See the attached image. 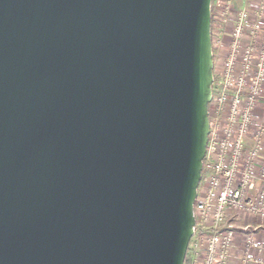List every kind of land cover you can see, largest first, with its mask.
Returning <instances> with one entry per match:
<instances>
[{"label": "water", "instance_id": "1", "mask_svg": "<svg viewBox=\"0 0 264 264\" xmlns=\"http://www.w3.org/2000/svg\"><path fill=\"white\" fill-rule=\"evenodd\" d=\"M212 0H0V264H184Z\"/></svg>", "mask_w": 264, "mask_h": 264}, {"label": "built area", "instance_id": "2", "mask_svg": "<svg viewBox=\"0 0 264 264\" xmlns=\"http://www.w3.org/2000/svg\"><path fill=\"white\" fill-rule=\"evenodd\" d=\"M246 1L211 2L209 131L184 264H231L234 251L264 264L251 255L264 226V0Z\"/></svg>", "mask_w": 264, "mask_h": 264}, {"label": "crops", "instance_id": "3", "mask_svg": "<svg viewBox=\"0 0 264 264\" xmlns=\"http://www.w3.org/2000/svg\"><path fill=\"white\" fill-rule=\"evenodd\" d=\"M234 7L241 9L247 7L248 3L246 0H233ZM246 223V222H245ZM235 228L242 227V223L235 221L232 223ZM252 237L255 242L256 248L251 251V255L254 259L263 260L264 261V226L258 228L252 232ZM261 248V250H259ZM240 253L238 251H234L232 253V262L231 264H239Z\"/></svg>", "mask_w": 264, "mask_h": 264}]
</instances>
